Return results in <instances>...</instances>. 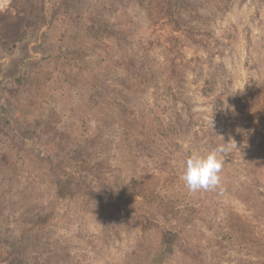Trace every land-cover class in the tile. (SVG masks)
Listing matches in <instances>:
<instances>
[{
  "label": "rangeland",
  "instance_id": "1",
  "mask_svg": "<svg viewBox=\"0 0 264 264\" xmlns=\"http://www.w3.org/2000/svg\"><path fill=\"white\" fill-rule=\"evenodd\" d=\"M182 1L0 0V264H264V0Z\"/></svg>",
  "mask_w": 264,
  "mask_h": 264
},
{
  "label": "clouds",
  "instance_id": "2",
  "mask_svg": "<svg viewBox=\"0 0 264 264\" xmlns=\"http://www.w3.org/2000/svg\"><path fill=\"white\" fill-rule=\"evenodd\" d=\"M226 148L223 145L201 152L195 149L183 163L181 180L191 192L215 189L221 183Z\"/></svg>",
  "mask_w": 264,
  "mask_h": 264
},
{
  "label": "trees",
  "instance_id": "3",
  "mask_svg": "<svg viewBox=\"0 0 264 264\" xmlns=\"http://www.w3.org/2000/svg\"><path fill=\"white\" fill-rule=\"evenodd\" d=\"M20 1V0H17ZM185 1V0H184ZM181 2H183L182 0H167V12L169 13L170 17L175 16V6L176 5H181ZM185 5V2H183ZM189 11H192V8H188ZM174 14V15H173Z\"/></svg>",
  "mask_w": 264,
  "mask_h": 264
}]
</instances>
